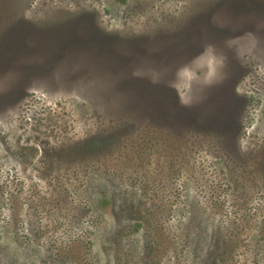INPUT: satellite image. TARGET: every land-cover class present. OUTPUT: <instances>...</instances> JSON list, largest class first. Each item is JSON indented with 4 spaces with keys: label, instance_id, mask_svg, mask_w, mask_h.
I'll return each mask as SVG.
<instances>
[{
    "label": "rangeland",
    "instance_id": "rangeland-1",
    "mask_svg": "<svg viewBox=\"0 0 264 264\" xmlns=\"http://www.w3.org/2000/svg\"><path fill=\"white\" fill-rule=\"evenodd\" d=\"M23 2L24 15L35 19L61 18L67 10L78 15L72 25L46 31L23 25L0 66V92L14 83L13 65L30 73L20 78L28 97L0 103V264H151V254L161 264H177L182 254L181 264H202L196 253L212 248L223 227L233 255L264 264V0ZM81 7L88 12L80 14ZM166 13L195 15L189 26L151 23ZM34 62L49 69H29ZM47 110L70 114L69 128L77 131L89 129L100 112L116 125L147 124L143 134L158 138L130 167L120 164L115 179L104 170L81 173L108 184L87 190V179L86 190L68 187L72 192L58 202L64 212L69 202H90L88 219L79 228L66 220L65 231L42 229L45 221L39 226L30 207L35 183L51 194L40 165L26 161L38 159L34 148L46 139L30 122ZM12 181L23 183L22 207L4 191ZM106 194L115 214L100 203ZM127 199L142 213L158 206L163 243L152 252L150 235L137 225L141 214L121 208ZM180 243H187L183 250Z\"/></svg>",
    "mask_w": 264,
    "mask_h": 264
},
{
    "label": "trees",
    "instance_id": "trees-1",
    "mask_svg": "<svg viewBox=\"0 0 264 264\" xmlns=\"http://www.w3.org/2000/svg\"><path fill=\"white\" fill-rule=\"evenodd\" d=\"M23 5V0L21 2L20 0H0L1 57L2 52H4V58H0V66L3 62L5 64L6 57H8L7 53H9V50L6 52L8 48L7 44L10 42H13L12 45L16 46L19 44L18 38L21 39V33L18 34L17 30L22 29L21 27L23 25H31L34 27V29L37 28L40 29V31H46V29H51L52 27L72 25L78 15L76 12L71 13L67 10L66 15L61 18L43 20V18L38 17L35 19V16L33 15L30 17L24 15L25 9ZM22 7L23 9H21ZM87 12V8H80V14H85ZM193 14H189L187 16L180 15L176 17L175 15L166 13L164 16L151 18V23L155 22L158 26L165 25L168 26V28L189 26L195 15ZM14 37L15 39H12ZM12 63L15 64L17 62L12 61ZM16 65H13L12 69H10L11 67L9 68V72L11 71V73L9 74L8 77L10 78L8 79H11L10 81L14 83L9 84V82L6 88L4 87V92H0V103L3 101L5 103L6 101L12 100L14 97H17V101H19V99L24 100L29 95V93L24 90L25 86L20 82V78H23L22 76L24 75L29 76L30 73L24 72L22 74L18 65L15 67ZM28 68L35 70L36 72L39 70L45 72L49 69L48 66H38L35 64V62L34 64L30 63ZM94 116L95 121L86 131H77L74 128H69L72 116L70 118V114L67 112L51 110L36 112L34 119H32L30 122V124H32V128L36 129L37 134H41L39 131L44 130L46 136V139L42 138V144L38 146L39 148L37 146L34 148V151H38L39 153V157H37L38 159L36 161L34 159L26 160L28 163L33 164V166L35 165V162L36 166L40 165L39 173L44 175L46 180L45 183L50 189L47 191H51L50 196L47 197L41 194L42 190L37 187L38 183H35V185L29 188L34 197V201L30 207L34 211V215L36 216L35 218L38 224L40 223L39 226L42 223L40 221H45L44 225L42 226L44 228L42 229H45L47 226V229L52 228V231H56L58 229L65 231V227L63 225L65 224L66 220L67 222L75 223L77 228H79L78 222L88 219L86 212L89 209L88 205L90 201L82 198V201H79V203H75L74 201H72L73 203L69 202V207L64 212L63 208L65 205L61 206V204H58V202L63 199L64 195L62 194H65L66 190L67 192H72L68 189V187L73 189L77 186L83 185V189L86 190V180L89 178V176L84 180V175H81V173L87 171H90L91 173H97L101 170H104L110 174L106 175V178L111 176V178L115 179V175L120 174V172H116V169L120 167V164H123V168L127 169L131 166L130 162L136 161L138 157L140 158L141 156L147 155L151 150H149L150 145L155 143V140L158 139L157 137L150 139V135L143 134L142 131H146L149 128L147 124H143V126H132L133 123L116 125V123L114 124L113 120L104 118L103 114L100 112H94ZM64 125H67V127ZM29 149H23V156L27 155V153L30 151ZM181 160L182 159H177V161ZM149 163H152V161H149L148 164ZM128 171L129 170H127L124 175L127 176ZM135 174L136 176H139V174ZM82 181H84V184ZM87 181L90 184V188L87 190L91 189L93 186H96L95 184L102 183L92 179H88ZM136 181L141 180L140 178H136ZM65 183H67V187ZM107 184L108 183L106 182L105 184L102 183L103 186ZM4 191L9 196L13 204L16 206L22 205V198L24 197L25 193L22 182L19 183L12 181V184L9 187L7 183L4 182ZM19 196L21 197V200ZM100 199V203H109L113 214H115L116 204L113 203L111 196L106 194ZM135 203L136 202H131V200L127 199L124 201L125 205H122L121 208L127 212L130 211L132 214L138 212V214H141L140 217H142L143 222H137V225L144 228L145 235H150V246L146 244V248L149 247L147 251V253H149L161 245V243H163V239L159 238V234L161 232L159 225H161V221H159L157 216L159 214L157 209L158 206L148 207L146 211L144 210L142 213L140 210L141 206L136 205ZM21 207L18 209L19 213L21 211ZM17 208H15V210L12 211L10 215L14 214ZM18 211L17 215H20ZM221 230L222 233L218 236V238H214L212 248L207 250V248L201 247L199 252L196 253L198 255L201 254L202 264H245L244 261H241L239 257H236V255H233L232 251H230V245L233 242L230 240L231 237L228 235V230H226L225 227H223ZM40 231L42 233L45 232L42 230ZM185 244L187 243H180L179 249L183 250V246ZM52 250H56L55 254H57V252L60 253V250L59 248H56V245L55 247H52ZM147 253L144 252L143 256L145 257V254ZM149 259L151 264L162 263V257L159 256L158 258L155 256V254H151ZM183 259L184 257L182 254V256H179L177 264H181ZM257 263L258 262L254 264Z\"/></svg>",
    "mask_w": 264,
    "mask_h": 264
},
{
    "label": "clouds",
    "instance_id": "clouds-1",
    "mask_svg": "<svg viewBox=\"0 0 264 264\" xmlns=\"http://www.w3.org/2000/svg\"><path fill=\"white\" fill-rule=\"evenodd\" d=\"M183 71L185 72L186 75L189 76V78L192 77L193 73L190 72L187 68H185ZM215 72H216V65H215V62H214V60L209 59V60L207 61V64H206V75H207L208 77H212V76L214 75Z\"/></svg>",
    "mask_w": 264,
    "mask_h": 264
},
{
    "label": "bare ground",
    "instance_id": "bare-ground-1",
    "mask_svg": "<svg viewBox=\"0 0 264 264\" xmlns=\"http://www.w3.org/2000/svg\"><path fill=\"white\" fill-rule=\"evenodd\" d=\"M78 20V19H77ZM81 20V19H80ZM81 22V21H80Z\"/></svg>",
    "mask_w": 264,
    "mask_h": 264
}]
</instances>
